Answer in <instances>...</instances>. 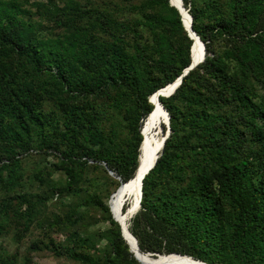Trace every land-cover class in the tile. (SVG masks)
Segmentation results:
<instances>
[{
  "label": "trees",
  "instance_id": "trees-1",
  "mask_svg": "<svg viewBox=\"0 0 264 264\" xmlns=\"http://www.w3.org/2000/svg\"><path fill=\"white\" fill-rule=\"evenodd\" d=\"M182 2L206 55L159 97L171 133L128 228L153 257L264 264V0ZM193 44L170 0H0V264L21 256L2 240L33 229L22 264L40 243L75 264H140L90 179L107 173L111 198L133 178L150 98ZM93 214L111 228L91 230Z\"/></svg>",
  "mask_w": 264,
  "mask_h": 264
},
{
  "label": "bare ground",
  "instance_id": "bare-ground-1",
  "mask_svg": "<svg viewBox=\"0 0 264 264\" xmlns=\"http://www.w3.org/2000/svg\"><path fill=\"white\" fill-rule=\"evenodd\" d=\"M181 0H171L176 5H181ZM183 19L185 24L189 25V17L186 10L183 11ZM203 46L198 41L192 46V59L195 62L201 61L203 58ZM172 85L166 86V89L161 90L160 94H154L151 96L154 109L147 116L143 124V141L140 147V161L137 171L133 178L124 183L121 189L118 191L114 202L112 204L113 218L118 221L123 227L125 237L131 244L133 251L137 253V256L147 264H202L199 260H195L186 255H161L155 259L148 257V255L142 254L137 248V244L133 239L131 232L129 231V222L139 211L140 202V187L143 183V179L146 172L156 163L160 152L163 149V139L167 131L168 118L164 109L161 107L159 97L166 95L164 93H170ZM166 128V129H164ZM127 201V206L124 208V202ZM135 219V218H134Z\"/></svg>",
  "mask_w": 264,
  "mask_h": 264
},
{
  "label": "rangeland",
  "instance_id": "rangeland-1",
  "mask_svg": "<svg viewBox=\"0 0 264 264\" xmlns=\"http://www.w3.org/2000/svg\"><path fill=\"white\" fill-rule=\"evenodd\" d=\"M36 0H32V3H34ZM40 1V0H39ZM143 127V126H142ZM35 159H37V157H35ZM54 158H48V161H54ZM36 162V160L33 159V161L27 165H25L26 168L31 169L32 167H34L33 163ZM50 173V179L51 180H58L62 174H60L59 171H54V172H48ZM107 173L105 172H101L98 175H91V179L90 182H92L94 179L96 180L97 183H101V185H103L104 188V192H102V196H103V201L107 202V205L109 204L110 207V211L112 213V204L114 202V199L116 197V195L118 194V191L114 192L110 198V196H108L107 194L109 192H111L112 190V186L109 184V180L106 176ZM107 183V185H106ZM55 200L51 201L48 205H45L42 209V214L43 217L49 215L52 211H53V205L52 203ZM127 206V201L124 202V208ZM113 215V213H112ZM134 218V217H133ZM133 218L130 220L129 222V226L132 223ZM86 224L87 226L91 229V230H103L106 228H111V226L108 223H102L99 222V216L96 214L91 215L90 217L87 218L86 220ZM133 236V235H132ZM64 235H55L54 236V240L57 243H62L64 240ZM41 242L42 241V234L38 229H33L28 235L27 237L24 239V241L20 244H14L13 241L10 240V238H5L4 240H2V244L4 245V247L6 249H8L10 252H15L16 250H19L20 253V259H19V264H22V254H24L27 251V248L30 247V245L33 242ZM45 242L47 243V240H45ZM102 244H104V241H102ZM39 247L41 248V250H39L38 252L33 254V264H75L73 262H69L67 261L65 258L63 257H56L53 252H51L48 249H45L44 244L40 243ZM101 247V245H100ZM98 252L97 251H93V255L94 257L98 256ZM144 254V253H142ZM146 255V254H144ZM149 257V256H148ZM150 258H157V257H150Z\"/></svg>",
  "mask_w": 264,
  "mask_h": 264
},
{
  "label": "water",
  "instance_id": "water-1",
  "mask_svg": "<svg viewBox=\"0 0 264 264\" xmlns=\"http://www.w3.org/2000/svg\"><path fill=\"white\" fill-rule=\"evenodd\" d=\"M170 2H171V0H170ZM180 2H181V5H180V6H176V5H174L172 2H171V5L174 6V7H176V8L179 10V12L181 13L182 17H183V11L186 10V9H185L184 6H183V2H182V0H181ZM186 13H187V15H188V17H189V25L187 26V25L185 24L184 19H183L184 26H185L186 30L188 31L190 37L194 40V44H195L196 41H198L199 43L202 44V46H203V53H204V54H203V58L201 59V61H198V62H195V61L192 59V64L189 66V68H187V69L184 71V74H183L182 76H180L175 82H173V83L171 84L172 87H171L170 93H164V94H166V95H162L163 97H170L172 94H174V92L176 91V89L181 85L183 76L186 75L190 70H192V69H194L196 66H198L200 63H202V62L204 61V59H205L206 51H205L204 43L200 40L199 36L194 32V30H193V28H192V16L189 14V12H188L187 10H186ZM194 44H193V45H194ZM164 89H166V87H165V88H162L161 90H164ZM161 90L157 91L155 94H160ZM153 95H154V94H153ZM150 102L152 103L151 98H150ZM161 107H162V108L164 109V111L166 112V114H167V118H168L167 131H166L165 136H164V139H163V147H164L166 140H167L168 137L170 136L171 129H170V116H169L168 112L166 111V109L163 107V105H161ZM141 133H142V135H143V129H142ZM158 158H159V156H158ZM139 161H140V158H139ZM156 162H157V161H156ZM155 164H156V163H155ZM155 164H154V165H153V166H152V167L146 172V175L149 173V171H150L151 169L154 168ZM138 166H139V164H138ZM137 168H138V167H137ZM136 171H137V169H136ZM109 173H110V175H112L113 177H115V174L113 173V171H109ZM146 175H145V176H146ZM123 185H125V184L122 183V184L120 185V187L118 188L117 191H119ZM142 188H143V183H141V187H140V202H141V200H142V194H143V190H142ZM140 207H141V205H140ZM115 220H116V219H115ZM116 221H117V220H116ZM117 222H118V221H117ZM119 225L121 226L122 236H123V238L125 239V241L127 242V244L129 245V247H130V251L134 254V257L138 260V262H139L140 264H147V263L143 262V261L137 256V253H135V252L133 251V248H132L131 244L127 241V239H126V237H125V233H124V230H123L122 225H121L120 223H119ZM133 239H134V241H135V244H137V248H138V250H140V249H139V246H138V241H137V239H136L135 237H133ZM142 253H143V252H142ZM144 254H145V253H144ZM146 255H148V256H150V257H153V255H152V254H149V253H147ZM159 256H161V255H158L157 257H159ZM180 256H182V255H180ZM191 258H192V257H191ZM199 262H201L202 264H206V263H204V262H202V261H199Z\"/></svg>",
  "mask_w": 264,
  "mask_h": 264
}]
</instances>
